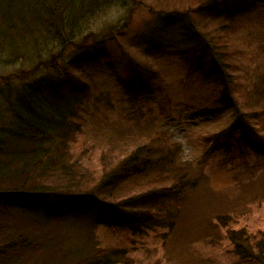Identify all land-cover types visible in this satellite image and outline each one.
I'll use <instances>...</instances> for the list:
<instances>
[{
  "label": "rangeland",
  "instance_id": "rangeland-1",
  "mask_svg": "<svg viewBox=\"0 0 264 264\" xmlns=\"http://www.w3.org/2000/svg\"><path fill=\"white\" fill-rule=\"evenodd\" d=\"M125 6L95 20L83 46L84 38L34 78L44 79L42 88L60 80L67 98L74 95L70 80L83 86L82 104L73 106L81 132L72 155L93 173L101 171L110 134L127 131L142 143L149 132H162L201 181L175 232L132 236L100 227L97 243L124 249L131 264H249L225 236L230 227L264 232V154L252 141L238 147L243 125L264 127V0H126ZM213 37L226 60L230 95L218 76L193 68L191 55L181 53L195 49L194 38ZM131 63L148 73L135 88ZM28 71L0 66V125L13 119L6 85L21 94L22 82L13 80L28 78ZM207 223L221 229L219 240L208 236Z\"/></svg>",
  "mask_w": 264,
  "mask_h": 264
},
{
  "label": "trees",
  "instance_id": "trees-1",
  "mask_svg": "<svg viewBox=\"0 0 264 264\" xmlns=\"http://www.w3.org/2000/svg\"><path fill=\"white\" fill-rule=\"evenodd\" d=\"M125 4L126 0H0V66H29L28 78L13 80L22 82L21 94L6 85L13 119L12 124L0 125V264H131L124 249L101 248L96 230L104 227L132 236L156 230L171 234L199 186L201 175L191 172L192 166L180 158L181 147L162 132H149L142 143L127 131L110 134L101 171L85 168L72 155L81 132L73 106L82 104L83 86L70 80L74 95L67 98L60 80L42 88L43 78H34L75 52L84 38L83 46L93 35L95 20ZM212 39L194 38L195 49L181 53L191 55L193 68L218 76L225 95H230L226 60L217 48L219 40ZM131 64L135 88L148 73ZM263 113L264 107L262 119ZM242 127L238 147L252 141L264 154V127ZM208 229L211 239H220L218 226L207 223ZM226 233L239 260L264 264L263 231L230 227Z\"/></svg>",
  "mask_w": 264,
  "mask_h": 264
}]
</instances>
